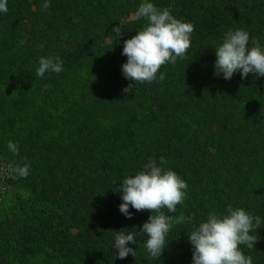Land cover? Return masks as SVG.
Instances as JSON below:
<instances>
[{"label": "trees", "instance_id": "16d2710c", "mask_svg": "<svg viewBox=\"0 0 264 264\" xmlns=\"http://www.w3.org/2000/svg\"><path fill=\"white\" fill-rule=\"evenodd\" d=\"M49 2L45 11L44 0H7L0 12V166L10 169L0 178V264H192L187 236L229 204L261 218L254 247H239L264 264V77L214 75L230 29L264 48V0ZM142 2L194 26L185 56L150 84L121 70L123 41L147 23L133 19ZM41 56L59 57L63 71L38 78ZM149 159L188 185L184 203L164 214L193 217L172 225L158 259L140 231L151 213L119 211V184ZM24 163L29 175L16 178L12 166ZM117 231L134 233L135 257L116 256Z\"/></svg>", "mask_w": 264, "mask_h": 264}, {"label": "clouds", "instance_id": "9594fccd", "mask_svg": "<svg viewBox=\"0 0 264 264\" xmlns=\"http://www.w3.org/2000/svg\"><path fill=\"white\" fill-rule=\"evenodd\" d=\"M50 6L49 0H44L42 9L46 11ZM0 12H8L7 0H0ZM141 18L147 23L134 36L123 41L121 54L127 57V61L122 64L121 70L125 79L150 84L157 78L161 66L175 64L177 58L185 56L191 46L190 37L194 26L175 18L168 8L158 9L151 2H142L134 12V20ZM112 32L116 38L121 36L123 24L113 27ZM249 39V33L242 29H230L225 34L223 42L215 48L214 75L222 73L225 80H230L239 71L242 79L249 73L264 77V48L255 37L250 47ZM62 71L63 61L59 57L45 56L39 57L35 70L38 78L46 72L59 74ZM164 79L165 74L161 72L159 80ZM8 149L13 155H19L16 143L9 141ZM159 161L160 165L167 163L163 156ZM29 170L27 163L22 166L15 164L11 168L16 178H26ZM187 187V183L174 171L163 170L153 159L143 165L142 171L124 178L119 184V190L122 189L119 211L125 218H133L129 206L136 212L147 210L151 213L140 230L148 237L145 248L150 258L158 259L161 256L166 248L165 237L173 224L192 222L191 216L173 217L162 211L167 209L174 213L176 206L184 203ZM225 212L220 216L209 212L207 220L200 222L187 236L193 246L192 264H252L251 257H246L239 246L246 245L249 249L254 247L258 240L250 233L261 228V218L250 215L243 208H233L230 204ZM129 244H136L134 233L117 231L113 247L117 249L116 256L119 259H125L129 254L135 257L136 251Z\"/></svg>", "mask_w": 264, "mask_h": 264}, {"label": "built area", "instance_id": "2783aa9c", "mask_svg": "<svg viewBox=\"0 0 264 264\" xmlns=\"http://www.w3.org/2000/svg\"><path fill=\"white\" fill-rule=\"evenodd\" d=\"M10 169L4 166H0V178L3 179V177L9 176Z\"/></svg>", "mask_w": 264, "mask_h": 264}]
</instances>
